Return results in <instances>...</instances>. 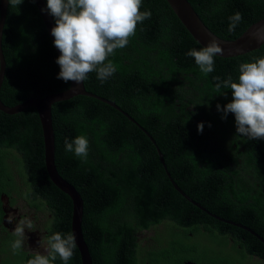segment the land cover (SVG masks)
<instances>
[{"label": "trees", "instance_id": "obj_1", "mask_svg": "<svg viewBox=\"0 0 264 264\" xmlns=\"http://www.w3.org/2000/svg\"><path fill=\"white\" fill-rule=\"evenodd\" d=\"M187 1L203 24L227 41L264 18V0ZM141 11H151V18L138 23L128 45L108 57L116 73L101 83L92 72L83 84L88 93L113 102L146 133L92 98L76 96L51 108L54 164L83 201L81 230L92 264H179L187 258L196 264H221V257L214 254L200 263L201 253L193 245L194 239L214 241L220 236L228 237L227 264H244L252 253L264 261L262 251H251L252 243L240 242L241 228L233 225L244 223L248 216L247 221L251 218L250 222L258 224L252 230L264 238V195L260 193L264 139L238 135L234 114L222 119L217 109V104L223 107L233 98L232 90L222 82L229 76L238 82L240 64L264 57V44L243 56H215L214 71L205 75L187 55L201 47L166 1L142 0ZM236 12L243 19L229 32V17ZM1 47L6 71L0 101L5 106L69 88L70 81L57 78L58 57L32 0L19 6L8 3ZM217 83L221 84L219 91ZM201 122L202 133L198 131ZM81 135L89 141L86 159L65 151V139ZM13 165L22 179L19 193ZM166 172L190 199L216 200L218 204L201 206L229 223L182 198ZM3 186L19 197L30 194L24 197L33 198L35 204L37 199L44 201L53 213L48 235L71 233V200L46 173L41 126L34 108L15 115L0 112V194L8 193ZM235 186L240 187L231 196ZM228 196L233 199L224 205ZM1 218L0 202V222ZM158 226L165 227L166 234L155 236V245L141 248L138 235ZM15 239L0 233V264H27L32 258L33 254L24 251L13 254ZM55 264L63 262L57 258ZM68 264H81L76 248Z\"/></svg>", "mask_w": 264, "mask_h": 264}, {"label": "clouds", "instance_id": "obj_2", "mask_svg": "<svg viewBox=\"0 0 264 264\" xmlns=\"http://www.w3.org/2000/svg\"><path fill=\"white\" fill-rule=\"evenodd\" d=\"M24 0H8L10 5H20ZM33 3L36 0H32ZM142 0H47V9L55 18V27L51 34L55 38L54 46L60 51L56 63L60 66L58 79L76 84L84 82L88 74L95 72L103 83L112 77L117 68L109 56L115 50L125 48L130 38L136 33L138 23L151 18V11H141ZM242 14L236 12L229 17L228 31H235L242 21ZM252 36L257 41H264V28L257 29ZM224 49L213 39L199 50L193 48L187 55L195 59L200 71L205 75L214 71L217 54ZM216 79L219 80L217 77ZM223 87L232 90V101L225 106L217 104L218 111L227 119L234 114L237 134L249 140L264 139V57L254 62L241 63L238 82L229 76L222 82ZM221 84L217 83L219 91ZM204 123L198 124V131L203 132ZM65 151L86 159L89 141L84 136H77L69 141L65 139ZM13 218L8 217L11 223ZM33 229L29 218H21L12 234L16 239L11 243L13 254H19L25 240V230ZM43 252H34L27 264H55L59 258L68 264L77 247L76 237L55 232L40 241ZM46 243V246H45Z\"/></svg>", "mask_w": 264, "mask_h": 264}, {"label": "water", "instance_id": "obj_3", "mask_svg": "<svg viewBox=\"0 0 264 264\" xmlns=\"http://www.w3.org/2000/svg\"><path fill=\"white\" fill-rule=\"evenodd\" d=\"M175 15L177 20L201 48L207 46L213 39H215L221 47L224 49L222 54H217L219 58H232L245 55L252 51L258 50L264 41H257L253 38L252 33L257 29L264 28V18L257 21L256 23L249 26L245 32L233 41L223 40L212 33L200 20L198 15L195 13L190 3L187 0H165ZM40 18L43 22L45 30L49 36L53 49L57 55L60 56V51L54 46V37L51 34V30L55 27L51 15L46 11L47 7L44 0H36L34 3ZM8 0H0V88L5 76L6 63L2 53L1 41L2 32L7 16ZM76 96H84L95 99L107 106L113 108L121 115H123L130 123L138 127L140 130L145 132L136 121H134L129 115L119 109L113 102L100 98L94 94L88 93L83 82L76 84L70 81L69 88L61 93L48 95L40 99H29L14 107H7L0 101V112L6 115H15L28 108H34L37 112L39 123L41 126V133L43 139V150H44V165L46 173L49 177L50 182L63 194L67 195L71 200L72 215H71V233L75 235L77 242V251L80 257L81 264H92L89 249L84 241V237L81 230L82 214H83V201L75 188L70 185L58 174L54 164V133L52 128L51 119V108L52 105L67 101ZM146 133V132H145ZM160 162L164 167L162 155L158 152ZM167 177L174 190L187 202L191 203L196 208L203 210L198 203H195L190 199L181 189L172 181L169 174L166 172Z\"/></svg>", "mask_w": 264, "mask_h": 264}, {"label": "flooded vegetation", "instance_id": "obj_4", "mask_svg": "<svg viewBox=\"0 0 264 264\" xmlns=\"http://www.w3.org/2000/svg\"><path fill=\"white\" fill-rule=\"evenodd\" d=\"M215 161V159L213 160ZM11 171H12V177L14 178V185L17 187L18 193L21 192L20 186L22 185V182L19 183L18 180L16 179V169H14V165L11 166ZM244 173V172H243ZM173 181V180H172ZM174 182V181H173ZM175 183V182H174ZM187 184V182L185 181ZM177 185V184H176ZM188 185V184H187ZM178 186V185H177ZM7 191L4 193L0 194V202H1V211H2V218L0 222V233L6 234V235H11L12 231L15 230L16 224L19 222V219L21 218H28L30 217L31 220L33 221L32 214H24L21 212L20 207L18 206L19 199H22L25 202V208H29L30 210L34 209L35 211H38L40 214L43 215L44 218V223L42 225L36 224L33 226V229L30 230H25V240H24V245L23 248L20 250L21 252L24 251L27 254H34L36 251L43 252V248H40V244L38 241H40L43 237H47L49 234L48 227V222H50L53 218V213L49 211V209L46 207L44 201L42 199H37L36 204L32 202L33 198H25L24 196L30 195L26 194L23 195L22 197L18 196V193L14 191H10V187L3 186ZM179 187V186H178ZM240 186H235L234 189L230 191V195L234 196L237 194L236 188ZM182 191V190H181ZM184 193V191H183ZM260 193L261 195H264V185L260 187ZM186 195V194H185ZM206 195V192L204 193ZM226 195V194H225ZM233 198H230L228 196L226 202L224 205H227L228 202H230ZM221 200V199H219ZM195 203H198L202 209H205L204 207L201 206V203H205L209 206H213L214 204H218L216 200H201V201H195ZM234 201H236L234 199ZM206 210V209H205ZM208 213H210L208 210H206ZM212 217H217L214 214H212ZM262 213L264 211L262 210ZM11 216L13 218V221L11 223L8 222V217ZM245 216V215H243ZM246 217V216H245ZM244 217V218H245ZM248 217V216H247ZM247 217L243 220L244 223L240 224H233L234 226H237L241 229L239 235L240 242L242 244H245V246H248L250 243L253 244V246H250L251 251L253 252H263L264 253V238H262L257 232L252 230L256 224L254 221H251V218L247 221ZM220 222H225L229 223L228 220H223L219 217H217ZM40 226L41 231L36 228L37 226ZM262 225H264V221L262 222ZM200 230L203 229V225L199 227ZM241 231H244L241 232ZM249 234L247 236V234ZM252 238V239H251ZM139 240V239H138ZM228 240V237H223L220 236L217 239L208 241L207 238H200V239H194L195 242H193V245L196 246V251L202 256L200 259V263H202V259L206 257H211L213 254L215 256H220L221 257V264H227L226 260L229 258V248L228 245L225 243V241ZM46 246V243H45ZM248 247H244L245 251H247ZM196 253V255L198 254ZM189 260H183L179 264H196L192 259L187 258ZM244 264H264V261L259 258L256 254L252 253L251 255H248L244 259Z\"/></svg>", "mask_w": 264, "mask_h": 264}, {"label": "rangeland", "instance_id": "obj_5", "mask_svg": "<svg viewBox=\"0 0 264 264\" xmlns=\"http://www.w3.org/2000/svg\"><path fill=\"white\" fill-rule=\"evenodd\" d=\"M14 169H16V166L14 165ZM16 179L18 180L19 183L22 182V179L19 177V175H15ZM18 206L20 207V210L22 213L24 214H32V218H33V226H35L36 224L42 225L45 221L43 218V215L40 214L38 211H35L34 209L30 210L29 208H25V202L22 199H19V203ZM29 219H31L30 217H28ZM37 226L36 228H38L41 231L40 226ZM166 228L163 226H158L156 228H152L151 230L147 231V232H142L138 235V241L140 242V247L144 248V247H148L151 245H155L156 240L155 236L160 235H165L166 234ZM145 242L146 240H150ZM142 250V249H141Z\"/></svg>", "mask_w": 264, "mask_h": 264}, {"label": "bare ground", "instance_id": "obj_6", "mask_svg": "<svg viewBox=\"0 0 264 264\" xmlns=\"http://www.w3.org/2000/svg\"><path fill=\"white\" fill-rule=\"evenodd\" d=\"M243 56V55H242ZM3 104V103H2ZM4 105V104H3Z\"/></svg>", "mask_w": 264, "mask_h": 264}]
</instances>
